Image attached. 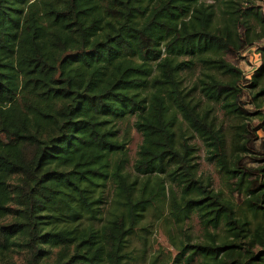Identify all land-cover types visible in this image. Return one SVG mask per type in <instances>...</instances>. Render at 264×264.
<instances>
[{"label":"trees","instance_id":"16d2710c","mask_svg":"<svg viewBox=\"0 0 264 264\" xmlns=\"http://www.w3.org/2000/svg\"><path fill=\"white\" fill-rule=\"evenodd\" d=\"M260 1L0 0V264L144 263L131 236L164 205L174 223L194 212L203 225L200 242L171 243L179 256L264 264V163L251 171L240 155L264 129ZM252 45L245 78L225 57ZM189 65L198 97L181 87ZM243 90L262 118L249 130ZM214 106L235 120L229 154ZM131 119L132 174L120 129ZM187 131L239 204L196 176Z\"/></svg>","mask_w":264,"mask_h":264},{"label":"rangeland","instance_id":"374dc122","mask_svg":"<svg viewBox=\"0 0 264 264\" xmlns=\"http://www.w3.org/2000/svg\"><path fill=\"white\" fill-rule=\"evenodd\" d=\"M262 5V0L260 1ZM263 6H261L262 8ZM226 60L230 61L235 67L239 68L244 74L250 72L248 63L238 54L227 55ZM190 66V65H189ZM181 87L187 91L190 95L198 97L197 89H194V82L199 77V71L197 65H191L186 67L181 71ZM250 92L243 90L241 92V103L244 109L251 112V115L247 116V126L248 130L255 125H259L262 118L255 115L257 111L256 108L250 103ZM258 111L264 116V107H260ZM213 114L215 117L214 123L216 127H219L224 134V150L226 154L231 152L230 136L235 125V120L228 118L223 112L214 106ZM132 119L129 123H124L120 125L121 133L127 131V143L126 151L128 157L127 171H132V162L135 158V153L137 147L140 143V134L131 126ZM191 135V136H190ZM255 138L253 139L251 151L247 153H241L242 161L241 164L251 171H255L257 167H260L264 161V129H258L254 133ZM186 136H189L187 141L194 145L195 153L193 163L196 165V176L202 180V182H209V187L224 198L233 201L235 204H239L241 196L233 190V179L222 174L221 171L215 166V164L206 159L207 153L202 142L194 134L186 132ZM251 137V135H250ZM264 175V172H263ZM254 176L251 175V178ZM10 183H15V179H11ZM109 187L107 186L105 193L108 196ZM10 209L13 208L12 205L9 206ZM5 221H8L10 217H6ZM212 231L211 229H208ZM220 230H218L219 232ZM205 238V232L203 230V225L200 222L197 215L192 212L189 214L188 218H185L180 223H174L172 217L169 215L168 206L164 205L160 209V213L154 210H148L144 217L142 218L139 228L131 236L130 247L133 248L134 252H139L142 250V254L145 256V262H141L137 259L132 264H148L153 261V264H170L177 258L179 260L178 264H198L199 259L196 256H192L191 260H186V256L191 250L187 247L185 251L180 254L173 245L172 242L182 244H194L200 242ZM143 242L145 244H143ZM12 264H19L18 258L13 255L9 260ZM2 263L5 264L4 260Z\"/></svg>","mask_w":264,"mask_h":264},{"label":"built area","instance_id":"2783aa9c","mask_svg":"<svg viewBox=\"0 0 264 264\" xmlns=\"http://www.w3.org/2000/svg\"><path fill=\"white\" fill-rule=\"evenodd\" d=\"M262 10L264 12V0H262ZM264 42H262L261 44H263ZM256 47L255 45H252L248 48H246L244 51L241 52L240 56L246 60V62L248 63V67L250 68V72H248L247 74H244L243 72V75L245 78L249 77L252 70L255 69L258 64H259V55L258 53L256 52Z\"/></svg>","mask_w":264,"mask_h":264}]
</instances>
